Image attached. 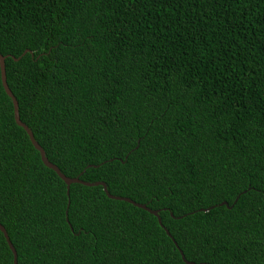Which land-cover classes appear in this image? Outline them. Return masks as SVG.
<instances>
[{
    "label": "trees",
    "instance_id": "16d2710c",
    "mask_svg": "<svg viewBox=\"0 0 264 264\" xmlns=\"http://www.w3.org/2000/svg\"><path fill=\"white\" fill-rule=\"evenodd\" d=\"M0 54L46 159L160 220L99 185L66 195L0 83L17 264H264V0H0Z\"/></svg>",
    "mask_w": 264,
    "mask_h": 264
},
{
    "label": "water",
    "instance_id": "95a60500",
    "mask_svg": "<svg viewBox=\"0 0 264 264\" xmlns=\"http://www.w3.org/2000/svg\"><path fill=\"white\" fill-rule=\"evenodd\" d=\"M24 52H26V50H24ZM23 52V53H24ZM16 60V58H13ZM3 60H4V56H2L0 54V83H1V86L5 92V94L10 98L11 100V104H12V116H13V120L15 122V124L21 128H23V130L25 131L27 137H28V140L29 142L31 143V145L34 147V149L37 150L38 154H39V158H40V161L42 162V164L44 166H46L47 168L53 170L55 172V174L63 181V183L65 184V193L66 195L68 194V185L70 183H81L83 185H87V186H95V185H99L102 187V190L103 192L105 193V195L109 198H114V199H118V200H124L128 203H131L135 206H138L140 208H143V209H146L148 212L154 214L156 217H157V211L156 210H152V209H149V208H146L143 204H139V203H136L134 201H132L131 199L127 198V197H123V196H114L112 194H110L108 192V189H107V186L106 184L103 182V181H92V182H86V181H83V180H80L78 179L77 176H74V177H67L65 176L62 172H60V170L54 165L52 164L51 162H49L45 155H44V151L43 149L41 148V146L35 141V139L33 138L32 136V133L30 131V129L19 119V115H18V108H17V102L14 98V96L12 95V93L10 92V90L8 89L7 85H6V82H5V71H4V63H3ZM236 199V198H235ZM221 204H224L226 205L225 202H222ZM68 205V201L66 203V206ZM64 213H65V220L67 221V218H66V210H64ZM157 221L158 223L160 224V220L159 218L157 217ZM0 232L2 233L3 237H4V240L12 254V262L11 264H17L16 262V253H15V250L12 246V244L10 243L9 239H8V236L3 228V226L0 224ZM165 232H167V230L165 229ZM180 255H181V258H183L181 252H180Z\"/></svg>",
    "mask_w": 264,
    "mask_h": 264
}]
</instances>
